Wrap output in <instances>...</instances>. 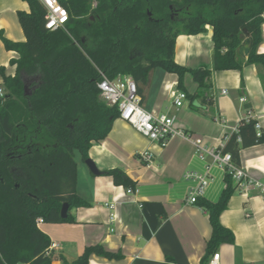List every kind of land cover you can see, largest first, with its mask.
I'll use <instances>...</instances> for the list:
<instances>
[{"label":"trees","instance_id":"1","mask_svg":"<svg viewBox=\"0 0 264 264\" xmlns=\"http://www.w3.org/2000/svg\"><path fill=\"white\" fill-rule=\"evenodd\" d=\"M28 11L17 19L25 41L2 39L9 51L15 74L3 78L0 97V264H88L92 254L118 258L101 246L86 247L80 256L68 260L55 255L49 238L38 228L43 223L72 222L63 219V204L72 208L88 205L76 193L77 171L74 152L88 159L92 142H100L118 119L115 106L100 99L98 83L102 73L108 79L130 76L140 97L150 73L161 68L178 76L183 85L186 72L198 91L190 98L211 107V71L187 70L173 58L178 35H197L212 28L213 69L240 70L243 65H260L264 0H59L69 20L63 29L45 28L44 7L38 0H21ZM245 40L251 43L246 59L238 54ZM255 120L239 122L221 148L240 166V152L264 145V131ZM113 183L135 189L123 171L102 172ZM225 187L216 202L197 198L209 219L211 234L203 264L221 244H233L231 230L220 222L235 192L226 169Z\"/></svg>","mask_w":264,"mask_h":264},{"label":"crops","instance_id":"2","mask_svg":"<svg viewBox=\"0 0 264 264\" xmlns=\"http://www.w3.org/2000/svg\"><path fill=\"white\" fill-rule=\"evenodd\" d=\"M25 5L26 10H17L14 1L0 0V69L6 76L15 74L11 60L18 55L7 50L2 39L23 42L25 36L21 27L14 29L2 16L17 18L18 11H28ZM257 53H264V24ZM173 58L187 70L211 71V107L201 101L191 105L188 96L198 91V85L189 72L179 87L176 74L156 68L143 88L141 104L146 110L174 117L175 128L210 149H221L243 119L255 120L264 131V69L260 65L215 71L209 25L197 35H178ZM170 89L186 94L182 106L173 104ZM0 90L4 93L1 74ZM144 151L153 155L149 166L139 157ZM88 158L101 172L123 171L136 183L135 191L126 193L110 176H94L81 156L79 163L74 155L76 193L88 205L69 210L72 222L38 225L55 255L72 260L86 247L98 245L119 257L106 259L92 254L88 264H203L211 226L207 212L188 202L198 182L187 175H206L209 182L199 198L216 202L225 187L223 167L208 155L200 159L189 140L176 136L162 148L120 119L113 122L104 140L92 142ZM240 158V167L247 175L264 184V145L241 150ZM220 222L235 237L233 244H221L216 249L220 264H264V201L257 190H249L245 196L235 189Z\"/></svg>","mask_w":264,"mask_h":264},{"label":"built area","instance_id":"3","mask_svg":"<svg viewBox=\"0 0 264 264\" xmlns=\"http://www.w3.org/2000/svg\"><path fill=\"white\" fill-rule=\"evenodd\" d=\"M46 11L45 28L50 31L63 29L69 20L67 10L59 3V0H38ZM264 18V14L262 15ZM101 81L98 83L100 90V99L108 106H115L118 110V119L128 124L131 128L145 137L149 142L156 143L160 147H165L173 137H181L182 139L191 141L195 147L197 155L200 159H204L205 155L212 158L213 163L221 166L224 170H228L232 176L233 183L237 190L247 195L249 190L255 189L259 192L260 197L264 201V184L257 179L247 175L246 171L240 166L232 163L230 154L222 153L221 149H210L193 141L191 136L183 131L175 128L174 117L167 114L155 113L146 110L141 104V97L137 92V85L130 76H117L114 79H108L102 73ZM173 104L180 107L187 100L185 93H174L169 90ZM3 95L0 90V97ZM244 102V99L240 100ZM255 129L262 132V127L258 122L255 123ZM140 159L150 165L153 155L149 151L139 154ZM187 178L195 179L198 186L195 191L189 193L188 202L194 204L197 198L207 186L209 179L206 175L189 173ZM135 189L128 188L126 193L132 194ZM42 223L37 220V226ZM206 264H220V255L214 252Z\"/></svg>","mask_w":264,"mask_h":264},{"label":"water","instance_id":"4","mask_svg":"<svg viewBox=\"0 0 264 264\" xmlns=\"http://www.w3.org/2000/svg\"><path fill=\"white\" fill-rule=\"evenodd\" d=\"M250 47H251L250 41L245 40L243 42V44L239 47L238 54L240 56L246 57L249 54ZM84 163L87 166V168L89 169V171L91 172V174H93L94 176H101L102 175V172L96 168L95 164L93 163V161L91 159H89V158L86 159L84 161ZM68 211H69V205L63 204L61 211H60L61 218H63V219L67 218Z\"/></svg>","mask_w":264,"mask_h":264},{"label":"rangeland","instance_id":"5","mask_svg":"<svg viewBox=\"0 0 264 264\" xmlns=\"http://www.w3.org/2000/svg\"><path fill=\"white\" fill-rule=\"evenodd\" d=\"M11 1H14V3H15L14 8L15 9L26 10V5L24 2H21L20 0H11ZM2 18L5 19L9 23L10 26H13L14 29H18L20 27L16 16H14L12 14H8V15L2 16ZM0 138H1V130H0ZM74 155H75V158L77 159V161H79V163H80L81 160H80L79 153L77 151H75Z\"/></svg>","mask_w":264,"mask_h":264}]
</instances>
